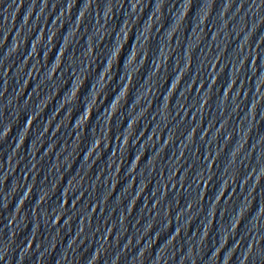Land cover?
Returning a JSON list of instances; mask_svg holds the SVG:
<instances>
[{
	"label": "water",
	"instance_id": "95a60500",
	"mask_svg": "<svg viewBox=\"0 0 264 264\" xmlns=\"http://www.w3.org/2000/svg\"><path fill=\"white\" fill-rule=\"evenodd\" d=\"M0 264H264V0H0Z\"/></svg>",
	"mask_w": 264,
	"mask_h": 264
}]
</instances>
